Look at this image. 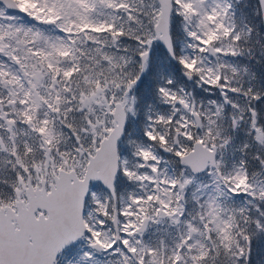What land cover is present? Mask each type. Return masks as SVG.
Listing matches in <instances>:
<instances>
[{
	"label": "snow or ice",
	"instance_id": "snow-or-ice-1",
	"mask_svg": "<svg viewBox=\"0 0 264 264\" xmlns=\"http://www.w3.org/2000/svg\"><path fill=\"white\" fill-rule=\"evenodd\" d=\"M0 264H264V0H0Z\"/></svg>",
	"mask_w": 264,
	"mask_h": 264
}]
</instances>
